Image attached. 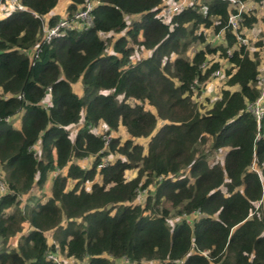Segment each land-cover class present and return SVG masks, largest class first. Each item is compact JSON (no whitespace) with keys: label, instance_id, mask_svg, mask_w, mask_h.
<instances>
[{"label":"trees","instance_id":"1","mask_svg":"<svg viewBox=\"0 0 264 264\" xmlns=\"http://www.w3.org/2000/svg\"><path fill=\"white\" fill-rule=\"evenodd\" d=\"M18 2L28 10L6 6L0 18V264H57L50 251L68 264H264V102L257 119L258 62L237 40L255 15L233 29L226 0L168 18L163 0H68L71 25L43 40L59 0ZM87 3L85 26L72 15ZM106 33L119 34L108 52ZM216 70L228 88L204 110L196 96ZM74 125L72 136L59 127ZM98 125L129 138L104 145ZM205 146L224 150L221 162L209 164Z\"/></svg>","mask_w":264,"mask_h":264},{"label":"rangeland","instance_id":"2","mask_svg":"<svg viewBox=\"0 0 264 264\" xmlns=\"http://www.w3.org/2000/svg\"><path fill=\"white\" fill-rule=\"evenodd\" d=\"M172 0H163V2L164 3H166V4H170V3H172L171 2ZM197 2H199V0H197ZM60 4H62V2L61 1H59L58 2V4L56 5V7L54 8V13L53 14H51V12L50 13H48V14H46L45 15V19H46V23L48 24V20L52 17V16H55V15H57L58 16V20L56 21V23L62 18V17H64V16H68V14L66 13V10H65V8L63 9V10H57V6L58 5H60ZM63 7H65V6H63ZM247 7L252 11L251 13H255V15L257 14V7L258 6H256L255 5V3H250V2H248V5H247ZM80 8V7H79ZM78 11V10H77ZM257 11V12H256ZM75 13V12H74ZM73 13V14H74ZM73 16V15H72ZM127 19V21H129L131 18L130 17H128V18H126ZM45 22H44V26L46 27V24ZM76 24H79V23H75L74 25H76ZM49 25V24H48ZM70 25H71V20H70ZM250 32H248L247 33V31H244V36H245V39L247 40V42H248V44H249V47H250V56H252V57H254L256 60H257V62H258V65L260 64V61L262 60L263 62H264V47H256V48H254V50L253 51H251V49H252V43H251V41H252V39L250 38V34H249ZM208 34H210V32L208 33ZM250 35V36H249ZM108 36H111L110 37V42L109 43H107V49H106V51L108 52L110 49H111V42H113V40H115L118 36H119V34H112V33H106V34H103L102 35V37L103 38H105L106 39V37H108ZM211 37V36H210ZM209 37V39L208 40H210V42H211V44H215V43H217L218 41H220L221 40V38H220V40H218V38H216V37H211L210 38ZM256 49H257V51H256ZM192 50H193V46H192V48L190 49V51L188 52V55L189 56H191L192 55ZM147 53H149V51H146V50H144V49H142V48H139V47H135V51H134V54H133V56H135V57H140L141 55H146ZM216 57V56H215ZM259 69V78H263L264 77V70H262V69H260V68H258ZM223 71V70H222ZM222 71H220V75L219 76H212L211 77V79H210V82H213L212 83V89L210 90V89H206L205 90V87H204V89H203V91L200 93V94H198L197 96H196V100L198 101V103L200 104V105H202L203 106V108L202 109H208V108H210L211 107V105H212V103L216 100V99H218L219 98V94H220V90L221 89H225V88H228L227 87V85L225 84L226 83V81H227V79L228 78H226L225 77V75H224V73L222 72ZM258 83V82H257ZM257 85V84H256ZM72 88L74 89V91L77 93V94H79L80 95V93H81V89H80V86H79V84L78 83H74V84H72ZM121 96H119L118 98H120ZM195 100V101H196ZM128 103H130V104H133L134 103V100H128L127 101ZM136 102V101H135ZM137 102H139V101H137ZM142 102H139V104H141ZM142 105H143V107H144V109L145 110H150V111H153V113H154V109H153V107L150 105V104H148L147 102H143L142 103ZM162 122H159V124H161ZM13 124L16 126V127H18L19 126V123H18V119H15L14 121H13ZM77 128H78V126H71V131H76L77 130ZM105 128H103L101 125L99 126H97V127H95L94 128V131L97 133V135H101V137L104 139V145H106L108 142H109V140H110V137H113V136H117V137H119L121 140H125V139H128L129 137H128V134L126 133V131H125V129H124V127H119V129L117 130V132L115 133V134H109V133H107L105 130H104ZM147 141H148V139L147 138H139V139H134V143H139V144H141V145H143L144 147L146 146V143H147ZM208 146H205V148H204V154L206 155V157H207V161H208V163L209 164H215V163H217V162H221V160L223 159V156H224V150H221V151H219V152H217V153H213V152H210V153H208ZM91 158H93V157H89V158H85V160L84 161H80V164L81 165H85V164H87L89 161H90V159ZM103 159H105V161L102 163V165L101 166H98L99 168H101L102 166H104L105 165V163H107L108 161H112V160H114L115 159V156L114 155H109V156H104V157H101V162H102V160ZM91 162V161H90ZM89 162V163H90ZM136 170L137 169H130V170H127V171H125V179L126 180H130V179H132L133 177H135V175H136ZM0 174L2 175V172L0 171ZM1 175H0V177H1ZM100 177H99V175H96V177H95V182H100ZM91 183L92 182H87V183H85V189H89L90 188V186H91ZM70 185H71V183H70ZM45 193L46 192H48V188L46 187H44V190H43ZM139 196L135 199V202L136 203H143L144 202V199H145V196H146V193H145V191H142V192H140L139 194H138ZM259 204V203H258ZM255 206H258V205H255ZM263 211H264V209H263ZM46 234V236H47V238H50V236H51V232H46L45 233ZM49 242H51V241H49ZM56 254V256H57V259L59 260V263L60 264H68L69 262H71L72 261V259H70V258H66L65 257V255L63 254V253H60V252H56L55 253Z\"/></svg>","mask_w":264,"mask_h":264},{"label":"built area","instance_id":"3","mask_svg":"<svg viewBox=\"0 0 264 264\" xmlns=\"http://www.w3.org/2000/svg\"><path fill=\"white\" fill-rule=\"evenodd\" d=\"M19 0H0V10L5 9V7H9L11 10L17 9V10H28L25 7L21 6L18 2ZM229 3V7L233 12L230 13V16L228 18V23L233 29H238L240 27V23L243 20V14H246L248 12H252L248 7V2L254 3L252 0H226ZM194 4V0H177L170 4H162L161 7V13L160 15L164 18H168L171 15H174L175 13H179L183 9L190 7ZM92 3H87L81 8V10L76 11L72 19L78 20L85 23V26L90 24L89 20V12L91 10ZM207 7L203 6L201 8V12L203 14L206 13ZM35 15V14H34ZM163 18V19H164ZM70 20L68 16L62 17L56 24L53 26H49L46 22V19L44 18L43 24H42V31H43V40L50 39L53 35H55L60 29L67 28L70 26ZM167 20V19H164ZM44 22L47 24L46 27L44 26ZM42 40V41H43ZM237 40L241 43H246L245 37L238 35ZM42 41L35 47L34 49L30 50V52L33 51L37 52L38 48L40 47V44ZM220 70H216L212 76H219ZM257 88L260 90V94L258 98L254 101L248 104V109L256 116V118H260L262 114V104L264 102V77L259 78L258 77V83ZM48 103L44 102V105ZM72 133V131H71ZM105 161V159L102 160V162L98 165L101 166L102 163ZM106 164V163H105ZM2 190H5L2 183H0V192ZM46 257L49 260H52L53 262L60 264L59 260L57 259V256L55 252H48L46 254Z\"/></svg>","mask_w":264,"mask_h":264},{"label":"crops","instance_id":"4","mask_svg":"<svg viewBox=\"0 0 264 264\" xmlns=\"http://www.w3.org/2000/svg\"><path fill=\"white\" fill-rule=\"evenodd\" d=\"M59 1L62 2V4L57 6V10L60 11V10H63L66 7V5L68 3V0H59ZM255 5L258 6L257 7V11L258 12L256 11L257 14L255 15V13H254L253 15H255L257 21L252 25L251 28H249V30H247V33L250 32L249 34L251 36L250 35L249 36L252 39V41H251L252 44H253V42H256L258 40H262V32L264 30V24H263V22L261 20L262 17L264 16V0H262L261 3H259V4L255 3ZM63 6H65V7H63ZM53 13H54V9L51 12V14H53ZM0 18H4V16H0ZM262 47H264V46H262ZM254 48H256V46L255 47L252 46L251 51H253ZM256 51H257V49H256ZM258 68L264 70V62L262 60L260 61V64L258 65ZM212 83L213 82L208 81V83L205 85V90L206 89H210L211 90L212 89Z\"/></svg>","mask_w":264,"mask_h":264},{"label":"clouds","instance_id":"5","mask_svg":"<svg viewBox=\"0 0 264 264\" xmlns=\"http://www.w3.org/2000/svg\"><path fill=\"white\" fill-rule=\"evenodd\" d=\"M1 11V13H0V16H4V17H6L7 16V14L4 12L5 11V9H2V10H0ZM78 21V20H77ZM80 23V22H79ZM56 24V23H55ZM69 27V26H68ZM67 27V28H68ZM62 29H65V28H62ZM61 30V29H60ZM48 99H49V96H48V98L45 100V101H43V106L45 107V106H47L48 104H46V105H44V102H46V103H48ZM15 119H17V118H15ZM14 119V120H15ZM13 120V121H14ZM19 120V119H18ZM12 121V122H13ZM18 123H19V121H18ZM60 128H62V129H65V130H67V132H68V134H69V136H72V135H74V131H72V133H71V126H65V127H63V126H59ZM101 163V162H100ZM99 163V164H100ZM0 179H1V177H0ZM0 183H2V185L4 186V188H5V185H4V182H2L1 180H0ZM6 189V188H5ZM5 192V190H2L1 192H0V195L2 194V193H4Z\"/></svg>","mask_w":264,"mask_h":264}]
</instances>
